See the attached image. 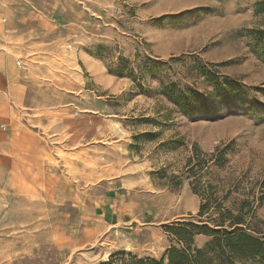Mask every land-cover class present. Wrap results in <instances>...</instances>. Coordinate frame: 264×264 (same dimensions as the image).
Instances as JSON below:
<instances>
[{
    "label": "rangeland",
    "instance_id": "374dc122",
    "mask_svg": "<svg viewBox=\"0 0 264 264\" xmlns=\"http://www.w3.org/2000/svg\"><path fill=\"white\" fill-rule=\"evenodd\" d=\"M208 74L243 97L186 116L159 95L208 98ZM195 153L214 217L264 242V0H0V264L163 260L182 248L167 227L215 212Z\"/></svg>",
    "mask_w": 264,
    "mask_h": 264
},
{
    "label": "trees",
    "instance_id": "16d2710c",
    "mask_svg": "<svg viewBox=\"0 0 264 264\" xmlns=\"http://www.w3.org/2000/svg\"><path fill=\"white\" fill-rule=\"evenodd\" d=\"M175 61L177 60H171V63H175ZM142 64L139 79L158 70L156 63L149 58L143 60ZM122 70L123 67H120L119 72L122 73ZM128 71H130V77L135 80L133 70L128 68ZM208 76H211L212 81L215 82L214 92L208 98L185 87L181 88L180 84L176 82L161 84L159 95L166 98L173 105L174 110L186 116L206 112L219 105L225 107L233 98L243 97L242 87L239 83L233 82L227 77L222 78L210 74ZM207 163L195 153V156L188 159L186 168L188 177L193 179L191 186L194 193L202 198L199 217H205L213 208L212 203H215V212L208 218L207 225L180 223L167 227L168 232L176 238L182 248L169 249L161 261L156 259L140 260L134 256H128L129 259L126 260L124 259L126 253L121 252L112 255L109 262L103 264H214V259L218 261L215 264H256V259L264 257V242L252 237L246 232V229L242 228L244 224H242L241 217L235 216L229 211L226 216L219 213L218 218L214 217L215 213L220 210L221 204L218 203V198L215 197L216 193L212 190L215 186L202 182L204 178L202 171L207 168L205 167ZM228 222L230 230L225 228V224ZM201 235L210 237L212 241L205 249L195 248L194 239ZM166 258L168 263H166Z\"/></svg>",
    "mask_w": 264,
    "mask_h": 264
}]
</instances>
